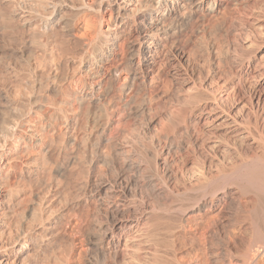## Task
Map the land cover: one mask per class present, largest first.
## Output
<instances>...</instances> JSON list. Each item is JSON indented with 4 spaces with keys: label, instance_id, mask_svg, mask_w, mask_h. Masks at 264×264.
<instances>
[{
    "label": "rangeland",
    "instance_id": "1",
    "mask_svg": "<svg viewBox=\"0 0 264 264\" xmlns=\"http://www.w3.org/2000/svg\"><path fill=\"white\" fill-rule=\"evenodd\" d=\"M255 2L251 13L263 18L261 21H254L253 18L233 19L221 56L212 52V37H203L198 24L190 25V38L180 43L179 53L166 51L161 57L163 62L156 69H151L145 65V53L137 50L136 61L128 66L129 69H124L115 81L103 73H97V78H87L85 74L87 66L90 70L96 69L89 55L91 49L87 48L84 52L81 44L99 42L97 29L100 23L97 14L89 11L80 16L69 29L70 33L76 34L74 36L58 35L54 29H47L43 34L38 32L41 37H36L38 33L34 35L32 27L28 30L21 23L23 2L0 0V121L12 113H27L36 109L39 113L41 110L47 111V117L40 116L42 119L37 121L40 140L32 150L37 154L30 156L32 165L29 167L18 163L11 171V183L28 189L30 196L27 195L26 200H31H25L9 217V226L13 227L15 234L19 229V233L22 230L26 233L25 247H9L11 261L16 259L14 264H116L115 256L114 259L112 255L109 257L105 247L112 233L102 239L98 230L101 228V231H106L114 221L113 216L117 213L118 216L123 215V208H126L124 204L129 203L136 204L139 211L145 210L144 214H150L146 217L154 229L149 227L147 221L148 232L151 231L148 234L149 238L154 234L151 239L156 243L151 242L158 246L163 259L166 258L162 259L161 264H264V229L259 235L261 239L254 240L256 229L253 224L264 228V217L252 213L255 209H264V189L248 181L244 175L246 170L242 172L243 177L226 181L232 182L233 185H230L234 186L225 199L227 203H211L209 199L204 209L190 214L186 211V207L198 200L201 189H204L195 185L192 181L194 176L214 178L221 173L219 170H225L222 164H226L228 156L244 159L252 151L247 145L235 146L237 149L229 154L204 148L201 140L204 142L208 138L207 133L212 131L198 124L196 112L199 110H193L196 102L185 99L189 90L203 94L213 91L227 113L239 120L245 118V122L242 120L244 123L250 118L255 128L264 134V103L254 99L253 83L247 78V66L257 63L264 55V35L261 31L264 26H260L264 24V0ZM65 14L71 21L73 13L66 11ZM110 14L111 10H108L103 22L104 29L107 28ZM174 17L168 23H172ZM130 21L126 25L127 30L132 27ZM25 28L32 32L28 34L25 30L26 34L23 31ZM33 35L36 43L31 40L34 39ZM247 40L254 44L247 46ZM79 72L82 73L78 75ZM75 73L78 78L73 79ZM79 97H82V103ZM32 100L36 102L33 104ZM51 121L56 124V129L48 128L47 124ZM200 127L205 129V134ZM41 132L46 134L42 136ZM59 140L61 143L58 145ZM49 142L52 145L50 147ZM250 164L245 169L255 168ZM29 177L30 181H27ZM61 188L65 189L64 194L60 192ZM109 194L119 205L115 212L101 201L102 197H108ZM25 204L28 206L25 208L29 209H26V217L22 219L18 212ZM35 210L38 211V215L35 214L37 217L32 215ZM79 216L86 220L84 226ZM81 229L85 232H81Z\"/></svg>",
    "mask_w": 264,
    "mask_h": 264
},
{
    "label": "bare ground",
    "instance_id": "2",
    "mask_svg": "<svg viewBox=\"0 0 264 264\" xmlns=\"http://www.w3.org/2000/svg\"><path fill=\"white\" fill-rule=\"evenodd\" d=\"M76 1L77 2H72V0H71V2H72L71 3L69 0H21V2H23V4H24V8H23V6L20 3V5L23 8V9L21 8L22 11L20 12V17L22 18L23 21L22 22L19 21V24L21 22L23 27H28V28L32 27L35 30V31L33 30L34 35H35V32H37V33L41 32L43 34V32H45V30H47V29H50V30L54 29L58 35L62 34V36L70 37L71 35L72 36L76 35L74 33H73L74 34L73 35L72 32L70 33L69 29H71L74 26L77 19L80 16H84L89 11H92L93 13L98 15V22L100 23L99 24L100 26L97 29L98 30L97 35H98V37H100V40H97L99 42H94V41L84 42V43H82L83 45L81 44V46L82 47L84 46L83 47L84 50L82 49V51H84V52H85V50L87 51V48L91 49L89 55L92 56L91 57L92 62L95 63V65H96V69H95L96 71L94 70L95 71L94 72L93 70H90L89 66H87L86 69L85 68H83V69L86 70L85 74H86L87 78H92V77L94 78V76L96 77L97 73H99V74L103 73V75H106V74L110 75L115 81H117L119 79L118 77L124 69H126L129 65L133 64L136 61V55L137 54L135 53V51H137V50L143 51V53H145V55H146L145 56L146 57L145 58V63H146L145 65H148L151 69H156L159 66L160 62L162 61L161 57H162L163 53H165L166 51L178 52L179 47H180V43L182 44V42H184V40L187 41V39L190 38V28H189L190 25L192 26V25L198 24V26H200V28H201V30H200V28H199V30L202 32L201 34L203 35V37L211 36L212 38H211V42H210L211 44L210 45H212V52L214 54H216L217 56H221L224 53V43H226L225 40L227 38V34L229 33V30H231L230 26L232 25V23H230V22L233 19H235V18H237V19L238 18H241V19L242 18H253V19H255L254 21H261L260 19L263 18L261 15L258 14V12H260V11L257 12L258 15L251 13V10L255 7V6L252 7L254 4V1L260 2L261 0H76ZM256 2H255V4H256ZM25 3H26V5H25ZM25 6H27V7L25 8ZM256 9H257V5H256ZM256 9H254V10H256ZM108 10H111V14H110L111 17H109L110 19L108 18L109 22H108L107 28L104 29L103 28V22L107 18L106 12ZM66 11H70L73 13V16H72L73 18L71 19V21L69 19H67L65 16V15H67V14H65ZM114 11H116L115 17H114ZM263 12H264V10H263ZM15 14H16V12H15ZM261 14H262V11H261ZM172 17H174L173 22L168 23L169 19H171ZM129 20H132V21H130V22H132L131 23L132 27L130 30H127L126 25L129 22ZM238 20H240V19H238ZM242 22H244V21L242 20ZM261 25L264 26V24H260V26ZM10 26H11V24H10ZM198 26H197V28H198ZM257 26H259V25H257ZM9 27H8V29H9ZM11 27L13 28V26H11ZM30 28L28 30H30ZM256 28H258V27H256ZM19 29H18V31H19ZM25 30H26V28L23 31H25ZM28 30H26L27 33L32 32V31H28ZM20 31H21V29H20ZM26 31H25V33H26ZM192 31H193V29H192ZM261 31L263 32V35H264V30H261ZM39 33L36 35V37L40 35ZM26 34H25V36H26ZM57 34H55V35H57ZM34 35H33V37H34ZM30 36H28L27 40L30 39L29 38ZM41 36L42 35H40V37ZM82 36H84V35H82ZM25 38H27V37H24V39ZM27 40H25V41H27ZM31 40H33V42H34L35 37H34V39L31 38ZM20 41H21V39H20ZM247 41L249 42V45H247V46H252L254 44L252 41H249V40H247ZM33 42H32V44L36 43V42H34V43ZM30 43H29V45H30ZM25 46H24V48H25ZM33 47H34V45H33ZM31 49H32V47H31ZM24 50H21V51H24ZM41 50L43 51V49H41ZM209 51H210V49H208V52ZM24 52H23V54H24ZM51 52H53V51H51ZM150 58H151V60H150ZM143 59H144V57H143ZM34 60H36V59H34ZM37 61H41V60H37ZM40 63H42V62H40ZM35 64H37V63H35ZM33 67H35V66H33ZM104 67H106V68H104ZM128 69H129V67H128ZM247 70H248L247 71V76H248L247 78L251 79V81L253 83V91H254L253 97H254V99L258 103H261V102L264 103V55L261 56V59L257 63L249 64L247 66ZM55 72H57V71H55ZM55 72H53V73H55ZM74 72H76V71H74ZM76 73L73 76V79L78 78L77 76L80 75L82 72L81 73L79 72L78 75ZM103 75H101V76H103ZM42 76L43 75H40V77H42ZM98 77H99V75H98ZM56 78H57V75H56ZM83 78H84V76H83ZM55 79L54 80L52 79V80L55 81ZM98 79H96V80H98ZM90 81H88V82H90ZM35 82H36V80H35ZM40 83H42V82H40ZM34 87H35V84H34ZM41 87H43V85ZM99 87H97V88H99ZM36 88H38V87H36ZM80 95H83V94H80ZM33 96H35V95H33ZM79 99H80V97H79ZM185 99H188L190 101H194L192 103L196 102L195 106H193L194 107L193 110H195V109L199 110L198 112H196L197 113L196 119L198 120V124L201 125V127L207 126V127H209V130L212 131L210 133L207 131L208 132L207 133L208 138L206 137V139H204V142L201 140L202 145L205 146L204 148L208 147L209 149H212L214 151H223V152L225 151V153H228V154L232 153L233 150H235V148L237 149V147H235V146H239V145L241 147L242 146L246 147V145H247L252 150L251 154L249 156L247 155L248 157L245 156L246 158L244 157V159H242L240 156L236 157V158L235 157L230 158L228 156L227 160H226L223 156L224 160H226V164H222V165H225L224 166L225 170L223 172H222V170H219V172L221 171V173H222V174L220 173L221 175L216 174L214 176L212 171H210L211 175L214 176V178L212 177L210 179V178H206V177H203L200 175L198 177L194 176V178H193V176H192L191 178H193V180L192 179L191 180L195 183V185H198L200 188L204 187V189L203 190L201 189L198 200L197 199H196L197 201L194 200L195 201L194 203L191 202L192 204L191 205L189 204V206L186 207L187 214L195 212L196 210L200 211V210L204 209L205 207H207L208 203H209L208 202L209 199H210L211 203L217 202V201H218V203L221 201H225V199L228 197L229 193H231V191H232L231 189H233V187H234V186H232L233 185L232 182H230L232 184V185H230V183L226 182V181H229L230 179L232 180L233 178L235 179L236 177L237 178L240 177L241 175H243L242 172L243 171L245 172V170H246V173L244 175H245V177H247L248 181L252 182L253 185L258 186V188L260 187V189H264V134L255 128L254 122L252 123L253 120L248 118V120L246 119V123H244L245 121L243 119H245V118H242V120L244 121L243 122L242 120H239V119L235 118L234 116H232V114H229V112L227 113L225 111V109L222 107V104H220L219 101H217V98H216L213 91H207L206 93L203 94V93H200L198 91L189 90V92L186 94ZM81 100H83L82 97H81L80 101ZM33 102L34 101L32 100L31 103H33ZM189 102H188V104H189ZM81 103H82V101H81ZM242 103H244V101ZM29 105L32 106V104H29ZM192 105H191V107H192ZM242 107L244 108L243 105H242ZM26 109H28V108H26ZM30 109L31 108H29V110ZM44 111L41 110V112L39 113V111L36 109L32 112L29 111L27 113H23V112L12 113L11 116L7 117V115H6L7 118H5V119L2 118L3 120L0 121V264H14V261H16V259L14 258V260L11 261V255L9 252V249H10L9 247L10 246H18V245L24 246L25 242H26V239H25L26 233H24L23 230H22L23 232L20 231V233H19V230H20L19 229V230H17L18 231L17 234H15L14 233L15 230L12 229L13 227L9 226V223L11 224V222H8V221H10L9 220L10 215L15 214V213H13V211L17 210L18 207L22 206L23 203L25 202L26 198L28 197L27 195H29L28 191H27L28 189L25 190L23 187L20 188V187H17L18 185H16V186L13 185L14 183H11L10 176H11V171L18 166V163L28 165L29 167H30V165H32L33 161H30V160H31V157L34 156V153H35V152L33 153L32 150L38 145L39 140H40V138H39V135H40L39 132L40 131L38 129L39 126H38L37 121L39 119H42L40 116H42L44 118L47 117V116H45L47 111H45V112ZM95 114H97V113H95ZM9 115H10V112H9ZM3 117H4V115H3ZM51 122L48 123L47 125H48L49 129L51 128L53 130L55 128L56 124L54 125L53 122L52 123ZM68 124H70V123H68ZM71 124H72V122H71ZM96 124H98V123H96ZM252 124H254V127ZM44 129H45V127H44ZM70 130H71V127H70ZM204 130L201 128V131H203L205 134ZM203 132H201V134ZM219 132H221V133H219ZM42 133L43 132H41V134ZM45 134L43 133L42 136H44ZM48 135H46V136H48ZM199 135H200V133H199ZM221 135H225V136H221ZM202 136H203V134H202ZM73 137L74 136H72V138ZM60 140H59V142H57L58 145L61 143ZM73 141H75V140H73ZM80 143L82 144V142H80ZM84 143L86 144V142H84ZM78 144H79V142H78ZM74 145H77V144H74ZM45 146H46V144H45ZM50 146H52L51 143H50L49 147ZM51 148L50 149L48 148V149L51 151ZM209 149H207V150H209ZM81 150H82V148H81ZM42 151H44V150H42ZM47 152H48V150H47ZM67 153H69V152H67ZM35 154H37V153H35ZM60 155H61V153H60ZM55 158H56V156H55ZM69 159H70V157H69ZM36 162H38V161H36ZM223 162H221V163H223ZM249 163H251L252 167H255V168L250 167V169H248L249 168L248 167L247 169H245L246 168L245 166H248L247 164H249ZM253 164H255V165H253ZM39 165H41V164H39ZM64 168H65V166H64ZM222 168H220V169H222ZM214 172H215V170H214ZM211 175H208V176H211ZM243 176H241V177H243ZM220 178H222V179H220ZM27 179H28L27 181H30L29 180L30 177ZM242 179L244 180V178H242ZM41 181H43V180H41ZM25 182L26 181H24V186L26 185ZM37 182H39V181H37ZM250 182H249V184H250ZM27 183H30V182H27ZM237 183H239V182L237 181ZM48 185H49V183H48ZM58 185H59V183H58ZM60 185H62V184H60ZM235 185H237V184H235ZM153 186H154V184H153ZM246 188H247V186H246ZM250 188H252V187H250ZM67 191H66V193H67ZM30 192L32 193V191H30ZM60 192H62V194H64L65 189L61 188ZM105 193H107V192H105ZM245 193H246V191H245ZM241 194H243V193H241ZM111 195L109 194L108 197H102L101 201H102V203H104L106 205V207L109 210L115 212L119 205L117 204L115 199H111V197H112ZM230 195H232V194H230ZM118 196H119V194H118ZM59 200L61 201V199H59ZM27 201L30 202L31 200H26V202ZM101 201H100V203H101ZM248 201H251V200H248ZM27 204H25V206L23 208L20 207L21 212H18L20 215H22V216H20L21 218L23 217L22 219H24V217H26L25 216L26 209H29V208H25L27 206ZM119 204H120V202H119ZM100 205L101 204H99V206ZM124 205L126 206V208H123V215L120 214V216H118L117 214H119V213L116 212L117 213L116 216L115 217L113 216L114 221L112 222L111 225L109 224L110 226L108 227V229H106V231H103V230L101 231V228L100 229L98 228L99 230L97 229L99 231L102 239L104 237L108 236L110 233H112L111 234L112 236L109 239L107 246H105L106 251L108 252L107 254H110L109 257H111V255H112L113 259L115 256L116 264H161L163 262V260H166V258L163 259V256L159 253V250L157 248L158 246L157 247L155 246L156 242L151 239V238H154V237H152L154 234L151 236V238H149L150 236L148 234L149 232L151 233V231L148 232V228L149 227L152 228V226H154V225H151L149 223V221L147 220V217H149L147 215H150V214H147V215L144 214L145 210L139 211L140 209H138V207L136 208V204H132V203L130 204L129 203V204H127L128 206L126 204H124ZM223 205H225V204L223 203ZM97 206H98V204H97ZM143 209H145V208H143ZM150 209H152V208L150 207ZM248 209H245V210H248ZM36 210H35V213L33 212L34 214H32V215L37 214L36 212H38V211H36ZM184 211H185V209H184ZM85 213H84V215H85ZM252 213L255 214L256 216H257V214H260L261 216L263 215V217H264V209H258V210L255 209L252 211ZM76 214H78V212ZM81 214L82 213H80V215ZM87 214L89 215V212ZM113 215H115V213ZM40 217L42 218V216H40ZM79 217H82V216H79ZM18 218L19 217H17V219ZM32 218H33V216H32ZM41 218L39 219L40 221H42ZM83 218L84 217L81 218L82 220L80 219L81 220L80 222H82L81 225H83L84 223L86 224V220H84ZM255 218H257V217H255ZM86 219H87V217H86ZM67 220L69 221V218ZM22 221H24V220H22ZM147 221L149 223L148 225H150L149 227H147ZM80 222L78 225H80ZM19 224H21V223H19ZM253 224H255V229H256V235H255L254 240L261 239V237L259 238V235L262 234V229H264V228H260L254 222H253ZM26 225H28V224H26ZM81 228H82V226H81ZM151 228H150V230H151ZM84 229L86 230L85 227H84ZM84 229H81V232ZM153 229L154 228H152V230ZM85 230H84V232H85ZM88 233H90V232L88 231ZM92 234H93V232H92ZM88 236H90V235H88ZM94 240L98 241L97 239H94ZM94 240H92V241H94ZM89 241H91V239ZM151 241H153L155 243L153 244ZM37 243H38V241H37ZM157 244H159V243H157ZM27 246H29V245H27ZM38 247H40V246H38ZM68 256H71V255L68 254ZM110 260H111V258H110ZM67 262H69V261H67ZM65 263H66V260H65ZM164 263H165V261H164ZM62 264H64V263H62Z\"/></svg>",
    "mask_w": 264,
    "mask_h": 264
}]
</instances>
